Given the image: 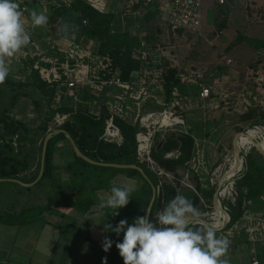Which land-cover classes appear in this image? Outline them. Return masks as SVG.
Returning a JSON list of instances; mask_svg holds the SVG:
<instances>
[{
	"label": "trees",
	"instance_id": "obj_1",
	"mask_svg": "<svg viewBox=\"0 0 264 264\" xmlns=\"http://www.w3.org/2000/svg\"><path fill=\"white\" fill-rule=\"evenodd\" d=\"M250 3L253 2L248 1L246 3V10L249 13L252 11ZM139 5L142 7L138 8L133 14L125 15L126 25L120 30L115 28L117 11L110 8L105 14H100L93 10L86 0H73L68 6L62 4L59 7L52 8L50 21H56L60 23V26L72 27L74 29L72 34L79 35L81 39L95 43V54L99 58L109 57L111 59L112 74L121 71L120 77L123 81L128 82L131 79L142 81L146 77L145 70L149 69L152 64L146 56L147 49L142 48L140 41L137 39L136 29H138L137 27L143 28L141 31H144L147 35L152 33L150 30L153 26L148 24L152 20L159 24L160 15L158 16L159 4L157 1L149 7L143 4ZM215 8L216 18L214 24L217 30H215L214 35H220L228 28L232 10L228 3L222 6L215 4ZM260 8L261 12L264 11L263 5ZM261 14L264 15L263 12ZM84 22L87 24L85 25ZM132 30L136 35H133ZM160 30L161 27L157 25V31L160 32ZM177 35L178 37H187L188 41L196 37L183 31H179ZM171 36L173 37L172 34ZM255 47L264 51V41L258 42ZM262 59L264 61V57ZM39 61L40 58L35 55L27 56L22 63L23 67L20 69L22 77L18 79L21 80L18 81L11 75L10 79L8 78L3 83L4 87L8 86L10 88L12 102L11 110L9 108L0 115V180H17L25 184L35 182L41 169L42 150L47 135L56 131H63L48 142L43 177L32 188H41L51 181L56 145L59 142L70 144L69 136L82 154L90 160L99 164L136 165L145 171L148 179L146 180L136 170L91 165L77 157L72 149L74 162L67 168L73 175L71 185L80 184L81 189L93 186L92 191H96L107 187L115 174L124 173L136 179L139 183L137 191L131 196L128 204L132 207L133 212L140 203L143 210L141 216L145 215L144 209H148L153 197V188H155L156 196L151 211L153 221H155L156 214L177 194L189 198L199 210L201 214L199 217L203 220L208 222L213 219V197L217 191L218 183L212 185L210 179L220 160L215 163L214 158L209 160L207 165L210 168L207 174L203 170L199 173L196 172L194 169L198 161L196 138L184 126H175L156 134L151 157L157 164L158 170H162L171 178L166 175L159 176L157 172L150 168L148 163H143L138 159L136 136L140 132V127L134 114L123 112L114 115V124L119 129L122 137L121 144L109 143L103 139L106 121L112 115L110 104L116 101L117 96H125L123 90L117 86H110L108 96L101 103L99 113L96 115L92 112L93 105L90 104V93L84 91L81 102H78L69 97L65 89L58 84L52 85L43 81L39 73L33 69ZM258 64L257 62L250 64L253 72L257 71ZM41 65L48 66L43 63ZM155 69L161 72L159 96L165 105H170L175 99V91L182 87L180 70L173 66L167 58H162ZM112 74H106L103 77V73H100V76L103 80H109ZM148 83H151V81H148ZM241 83L243 87L245 85L251 87L252 85V82L247 81L246 76L241 80ZM154 87L156 85L152 88ZM92 88V85L86 87L88 90ZM212 91L211 97H216L214 96V89ZM34 92L39 95L34 101L37 107V118L26 121L12 117L11 111L16 107L19 99L30 97L29 95L34 94ZM248 92L247 109L241 114L239 120L243 123V127L239 128L241 132L257 126H264V109L255 107L253 93L249 89L246 93ZM98 93L100 94V91ZM146 103V106H142L144 111L162 110L161 105L157 104L155 99H151ZM59 115L68 118L63 125H57L51 129V124ZM161 143L162 147L158 149ZM262 145L264 146V143ZM222 152V155L226 153L225 151ZM253 153L257 154L256 158L253 157ZM37 157H39L36 167L37 172L29 179L24 180L22 175L32 169L31 159ZM187 174L189 175V181L193 183V188L183 186L182 182ZM2 183L9 186H20L18 183L10 181L0 182V186ZM232 183L234 184L232 193L220 197L221 204L230 217L224 231H228L239 222L246 212L263 211L264 213V200L261 199L264 197V157L254 147L244 158L243 169L237 176L232 178ZM32 188H27V190ZM68 199L55 194L51 202L68 201ZM84 202L85 200L81 199V203ZM22 216L5 214L0 211V220L5 223H12ZM192 226L200 227L202 225L192 224Z\"/></svg>",
	"mask_w": 264,
	"mask_h": 264
},
{
	"label": "crops",
	"instance_id": "obj_2",
	"mask_svg": "<svg viewBox=\"0 0 264 264\" xmlns=\"http://www.w3.org/2000/svg\"><path fill=\"white\" fill-rule=\"evenodd\" d=\"M110 1L111 0L106 1L108 6L107 11L110 8H112L114 11H117L118 16L116 18L115 24V28L117 30L123 29L125 27V15L133 14L136 10H138V8L142 7L137 4L135 0H118L116 3L114 2V7L111 5ZM156 1L159 2V0ZM257 1L264 0H254L251 2ZM16 2L18 3L19 7L21 5L26 7V11L23 14V21L25 29L30 36V42L22 48L28 52L26 55L24 54V57H22L24 59L18 61L20 59V55H18V53L14 57L10 58V63H8V58H6L8 68H12V76H15V74L21 75L22 72L20 69L23 67H21L22 61H24L29 55H35L39 58L40 56H43L46 58L63 61L68 59L71 55L70 53L72 52L74 59L71 61L74 62L80 60L79 62H84L90 65L92 69L97 67V63L100 61V59L95 54V43L88 42L81 39L79 35L72 34L74 31L72 27L69 28L67 26V28L64 25L60 26V32L57 34L59 35L58 42L54 44V39L50 35L52 29L50 22H47V24L44 26H32L30 16L32 11L43 12L50 21V17L53 12L52 8L59 7L62 4L68 6L73 2V0H16ZM239 2L246 3L247 1L229 0L227 3L229 6H231L234 4L237 5ZM213 4L215 7V3ZM159 15L161 23L164 22L167 27L165 14L159 10L158 16ZM148 25L153 26L150 32H153V29L157 30L158 24L154 20L150 21ZM49 27L51 29H49ZM137 28L136 34L138 33L137 35L140 38V45L142 48H146L145 39L147 38V34L144 31H141L143 28ZM166 30L169 34L168 38H171L172 36L170 31L168 28ZM220 35L222 36V33ZM188 42L191 48L196 44V41L194 43L192 41ZM142 44H144V46H142ZM168 44L169 43L166 45ZM167 47H165V44H162V42H158L152 45V50L146 51V56H148L149 61L152 64L149 69L145 70V80L147 81L144 79L142 80L148 92V98L145 101L142 99L140 102L128 98L127 112L129 114H134L136 116L139 105L141 106L140 110L143 114L152 111H159L155 109L144 111V109H142V106H146V102L150 101L151 99H155L157 104H163V100L159 96L161 87L155 84L156 87L152 88L155 85L151 83L147 84V82L153 80L156 73L160 75L159 71H157L155 67L160 64L162 58H167L171 61L172 65L175 66L174 63H176V60L163 55L165 52H163L161 48L165 49ZM159 50L162 52L160 53ZM192 51L193 50H190L188 54H192ZM158 52L159 54L157 56ZM189 55H185L183 59H181V65L178 67L175 66L180 70L182 87L176 91L177 95L175 96L173 103L168 105V109L173 104L179 105V107H176L177 110H174L178 111V115L185 121L184 127H189L192 129V127L196 126V122L188 124L184 118V112L189 109L196 108L189 106L194 100H199L200 107L197 108H204L203 106H205V104L211 99L210 103H208L211 110L204 108V121H207L209 116L207 115V111H209V113L214 112L213 110H216L222 106L219 107V105H217L214 101L213 97H210L206 100L200 99V89L198 84L204 85L211 90V93L213 92L212 88L209 87L207 83L203 82V80L198 82L197 80H193L192 82H185L183 80V78L187 76H189L188 78H191V80L192 77L195 78V73L190 72V69L191 71H194L192 66L195 64ZM197 63L202 64V62ZM181 69L188 71L186 76L185 71L182 73ZM217 70L219 73L220 70L218 68ZM96 71L97 70H95L94 75L99 76L100 73L98 75V72ZM118 73L121 76V71ZM214 73L215 72L213 70L211 75ZM128 82L141 81L131 79ZM219 82L222 83L221 77ZM226 83V86H230L228 81H226ZM192 84L195 85L196 89L195 93H193L194 95H190L188 93L189 89H186L185 95L180 93V89L183 87L184 89L190 87ZM222 85L224 84L222 83ZM98 87L102 86L100 85ZM87 90L88 89L86 88L77 90V99L74 100L81 102V98L84 95L83 92L86 91L87 93H90V104L93 105L92 112L98 115L101 103L108 96V90H106V88H101L100 90L102 91L100 94L95 88H92L88 91ZM136 92H138V87H136ZM219 93L220 94L216 95V92H214V96L221 97V92L219 91ZM233 93L238 92L234 90ZM242 100L245 101L244 99ZM221 105L223 104L221 103ZM182 106L183 109L181 110ZM212 106L214 107L212 108ZM161 107L163 109L162 105ZM196 142L198 147V159H203L206 167L208 166L207 163H209V160H211V158H215V156L209 151L212 147L208 146L204 142L198 141V139H196ZM72 149L73 147L71 143L67 144L66 142H59L56 145V151L53 156V168L51 170L52 179L51 181L47 182L45 186L41 188L26 187L21 184H19L20 186H4L18 197H22L23 191L28 193L27 201L29 202L26 207L20 204L15 208L11 207L6 209L4 207L6 204L5 201L1 200V196L6 191V189H3L2 186H0V211L5 214H14L17 216L23 215L21 218L16 219L12 223H5L4 221L0 220V264H103L104 258L107 259V264H123V259L120 257L119 251L115 247V242L122 240L123 234L121 233L120 236H117L115 233L106 232L104 231L103 224L108 223L115 227V225L123 219H127L128 222L131 223L133 218L141 216L143 211L142 206L139 203L133 212L132 207L127 205L126 207L119 209V215H116L112 218V216L108 215H111L113 210L101 209L99 207V203L102 198H106L110 194V188L113 185H132L134 187V191L131 193V196H133L139 187V183L136 179L129 177L127 174L119 173L115 174L107 187L96 191H92L93 186H87V188L81 189L80 184L76 186L71 185L73 175L67 168L74 162ZM200 156L202 158H200ZM33 159H31L32 169L22 175L24 180L29 179L34 173L37 172L36 167L39 157L35 158L34 160ZM227 167V169H231L230 165ZM204 168L202 169L204 170ZM205 172L207 174L209 170L206 169ZM165 175L167 176V174ZM27 188L32 189L27 190ZM55 194H59V196L69 199L68 201L62 200L53 203L51 200ZM81 199L85 200V202L81 203ZM39 200L41 201L39 202ZM37 209H40V213L35 215V211ZM253 214H261L264 219L263 211L254 212ZM214 219L218 225V218L215 217ZM230 229L228 231H224V229L223 231L216 233L218 237L225 238L229 242V246L223 259L227 260L228 264H251L252 260L256 258L259 260L260 264H264V236L258 237L257 240L253 242L250 240L249 235L244 232V230H235L230 233ZM106 236L114 241L113 246L108 252H104L102 249V243Z\"/></svg>",
	"mask_w": 264,
	"mask_h": 264
},
{
	"label": "rangeland",
	"instance_id": "obj_3",
	"mask_svg": "<svg viewBox=\"0 0 264 264\" xmlns=\"http://www.w3.org/2000/svg\"><path fill=\"white\" fill-rule=\"evenodd\" d=\"M117 1L118 0H111L110 3L114 7V4ZM246 3L239 2L237 5L234 4L230 6L232 13L229 18L228 28L223 31L222 36H214L215 30H217L214 24V20L216 18V8L210 0L204 1L202 11L203 28L201 38L197 39V37H195L193 40H191L193 43L196 41V44L192 46V48L187 40V37L185 36L168 38L169 34L166 30V24L164 22L161 23V21L158 24V27H161L160 32L153 29V32L148 33L147 38L145 39L147 49L146 51H148L152 47V45L158 42H162V44H165V47L168 46L165 49L161 48V50L165 52L163 53V55L176 60V63L174 64L177 67L181 65V59H183L185 55H189L188 52L190 50H193L192 54H190L189 57H191L195 65L192 66V68H194V71H191L190 69V72L195 73V78L192 77L191 80V78H188L189 76H187L184 77L183 80L185 82H192L193 80H197L198 82L203 80V82L207 83L209 87L214 89L216 95L220 94L219 91L221 92V97L216 96L213 97V99L216 104L219 105V107H222L218 109L215 108L216 110H213L214 112L209 113V111H207V115H209L207 121H204L205 117H203L205 115L204 108L211 110L210 106L208 105L211 99L205 104V106H203L204 108H197L200 107L199 100H194L193 103L189 106H193L196 108L189 109L184 112V118L188 124L196 122V126L192 127V129H190L189 127V129L186 127L185 128L190 132L191 135L198 139V141L204 142L208 146L212 147L209 151L215 156V158L213 159L214 163L217 160H220L217 169L210 179L212 185H215L219 182L224 172L223 170L227 169V166H229V160H234L231 148L232 143L235 136L239 133H242L241 131H239V128L243 127V123H241L239 120L241 114L247 109V103L245 101L249 96V92L246 93L247 90L244 91L242 84L243 82L241 83V80L244 78V76H246L247 78L252 75L253 71L250 68V64H254L255 62L260 63L263 60L262 57H264V51L261 49L259 50L255 47L258 42L264 41V15L261 14L262 12L264 14V11L261 12L260 10L262 8H260V6H264V1L250 3L252 6V11L250 13L246 10ZM48 22H50V25L52 26V29L50 27L49 29H51L50 35L54 39L55 44L58 42L59 35L57 34L58 32H60V23H57L56 21L51 22L49 20ZM54 31L56 34L54 33ZM133 35L136 34H134L133 32ZM137 39L140 40L139 36H137ZM167 43L169 44L166 45ZM161 50H159L160 53L162 52ZM26 53H28L26 52V50L21 49L18 52V55L21 56H19L20 59L18 61L24 59L22 57H24ZM158 54L159 52L157 53V56ZM7 60L8 63L11 62L10 58H8ZM227 60H231L232 63L228 65ZM197 62H202V64ZM22 66L23 64H21V67ZM217 68L220 70L219 73ZM181 70L182 73L183 71H185L186 76L188 71L184 69ZM213 70L215 73L211 75V72ZM12 73L13 71L11 68L9 69V74L5 78V80H7L8 78L10 79ZM16 75L17 74H15L14 76V78L16 79L22 77V75ZM220 77L224 85L219 82ZM5 80L3 82H0L2 84L0 86V115L3 111L8 110L11 107L12 102L10 99L12 97V93L9 92L10 88H8V86H3ZM19 80L21 79H18V81ZM226 81L229 82L230 86H226ZM186 89H189L188 93L190 95H194L193 93H195L196 90L195 85L192 84L190 87H187L185 89L183 87L182 89H180V93H182V95H185ZM232 90H235L238 93H233ZM34 94H30V97L20 98L17 102L16 107L12 109L11 116L26 121H32L36 119L37 107L34 101L37 99V97H39V95L37 92H34ZM193 98L196 99L195 97ZM242 99H244L245 101H243ZM221 103L223 105H221ZM214 106H212V108ZM182 109L183 106L181 107V110ZM170 110H174L172 105L170 106ZM65 121L66 120L62 119V116H56L55 121L51 124V129L56 127L57 125H63ZM247 131L249 130H246L244 132ZM245 141H250V138H244L243 142ZM222 151H225L226 153L222 155ZM253 157L256 158L257 154L253 153ZM200 158L202 157L200 156ZM209 168V166H206L203 170L200 167L198 173L201 172V170L206 173V169ZM151 169L156 170L155 168ZM169 178H171L170 175ZM230 182H232V180H230ZM182 183L183 186L193 188V183L189 181L188 174L185 175ZM1 186L3 189H6L4 186L8 187L9 185L2 183ZM27 197L28 193H26L25 191L22 192V197H18L10 192L7 188L1 196V200L5 201L6 203L4 207L6 209H9L11 207L15 208L20 204L26 207L29 202L27 201ZM40 201L41 200H39V202ZM38 213H40V209H37L35 211V215H38Z\"/></svg>",
	"mask_w": 264,
	"mask_h": 264
},
{
	"label": "built area",
	"instance_id": "obj_4",
	"mask_svg": "<svg viewBox=\"0 0 264 264\" xmlns=\"http://www.w3.org/2000/svg\"><path fill=\"white\" fill-rule=\"evenodd\" d=\"M137 4H143L144 6H151L156 0H135ZM206 0H159V10L165 14L167 20V28L173 37H178L177 33L183 31L185 33H190L196 37H201L203 28V4ZM212 3L218 4L220 6L226 4L229 0H210ZM236 1V0H235ZM239 1V0H237ZM241 1H254V0H241ZM88 5L100 14H105L107 12V2L105 0H86ZM20 10L22 14L25 13L26 7L21 5ZM86 25L87 23L84 22ZM144 46V44H142ZM70 57L66 60L60 61L56 59H50L40 56V61L37 62L33 69L37 71L41 79L48 84H58L60 87L65 89L66 94L77 99V90L86 88L92 85L93 88L98 91L101 88H108L110 86H117L119 89L124 91L125 96H117L116 101L110 104V109L112 112L111 117L106 121V128L103 139L109 143L121 144L122 137L119 129L114 124V115L117 113L127 112V99H134L137 102L147 97V90L144 82H127L123 81L119 73L112 74V61L109 57L99 58L100 61L97 63L96 68H91L90 65L79 62L71 61L74 59L72 52ZM46 64L48 66H43L41 64ZM231 60H227V64L230 65ZM257 71L253 72L250 77H247V81L252 82L251 87L244 86L245 90H250L253 93L254 105L257 108L264 109V61L260 62L257 67ZM96 72L103 73V77L106 74H112L109 80H103L102 77L94 75ZM154 75V79L151 80V84L158 85L160 87L159 79L161 77V72ZM146 78V77H145ZM102 87H98V86ZM136 87H138V92H136ZM200 89L199 97L201 100H206L211 97V90L202 84H198ZM177 91V90H176ZM175 91V96L177 95ZM107 92V91H106ZM162 110L152 111L143 114L141 106H138L136 113V121L139 124L140 132L136 136L137 141V155L138 159L143 163H148L153 170L157 172L159 176L165 175L162 170H158L157 164L151 157V152L155 145V137L158 132L163 130L172 129L175 126H184L185 121L178 115L177 111L168 109V105L164 103ZM174 109L179 107L177 104L172 105ZM66 116H62V119L66 120ZM244 136L240 138V148L242 160L248 155L249 151L253 148L251 141L243 142L244 138L253 134V138L257 141L264 143V126H257L244 132ZM233 155V153H232ZM205 162L203 159H198L197 165L194 167L195 171L198 172L199 168H204ZM243 167L238 170V174L242 171ZM227 169H224L225 171ZM168 176V175H167ZM169 177V176H168ZM234 178V177H233ZM232 180V178L230 179ZM227 182L223 188L222 195H230L233 191V183ZM225 192V193H224ZM264 200V197L261 198ZM215 214L212 218H215ZM230 221V219H229ZM229 223V222H228ZM235 230H244L249 235L251 241L255 242L258 237L264 236V219L261 214H253L251 212H246L240 222H237L230 229V233ZM251 264H260L259 260L254 258Z\"/></svg>",
	"mask_w": 264,
	"mask_h": 264
},
{
	"label": "clouds",
	"instance_id": "obj_5",
	"mask_svg": "<svg viewBox=\"0 0 264 264\" xmlns=\"http://www.w3.org/2000/svg\"><path fill=\"white\" fill-rule=\"evenodd\" d=\"M33 27L44 26L48 17L43 12L32 11ZM30 42L23 14L16 0H0V82L8 76L6 58L14 57ZM134 187L130 184L113 185L110 194L99 203L101 209L113 210L111 215H119V209L129 204ZM144 216H137L129 223L120 220L115 227L104 223V231L123 234L122 240L115 242L123 264H228L223 259L229 242L217 236L218 225L210 219L200 227H193L190 221L201 214L191 200L177 194L152 219L150 210ZM114 241L105 237L102 243L108 252ZM103 264H107L104 258Z\"/></svg>",
	"mask_w": 264,
	"mask_h": 264
},
{
	"label": "water",
	"instance_id": "obj_6",
	"mask_svg": "<svg viewBox=\"0 0 264 264\" xmlns=\"http://www.w3.org/2000/svg\"><path fill=\"white\" fill-rule=\"evenodd\" d=\"M63 131H56L53 133H50L47 135L45 141H44V145H43V150H42V159H41V169H40V173L38 178L36 179L35 182L31 183V184H23L17 180H0V182H4V181H10V182H14V183H18L21 184L23 186L26 187H33L36 183H38L41 178L43 177L44 174V167H45V158H46V151H47V146H48V142L56 135L62 133ZM245 134L244 132L239 133L235 136L233 143H232V152H233V156H234V166L231 169H227L223 172L219 182H218V186H217V191L214 194L213 197V207H214V214L215 216L218 218L219 220V224H218V228H217V232L223 231L228 222H229V215L227 214L226 210L223 208L222 204H221V200L220 197L222 195V191L223 188L225 187V185L227 184V182L229 181V179L235 177L237 175V172L240 168H242L244 166V162L242 160V155H241V148H240V138L243 137ZM70 143L74 149V152L76 154L77 157H79L80 159H82L83 161L91 164V165H95V166H104V167H111V168H116V169H130V170H136L138 171L146 180L147 176L145 171L136 166V165H115V164H99L96 163L92 160H90L88 157H86L85 155L82 154V152L78 149V147L76 146L75 142L68 136ZM251 142L253 144V147L255 148V150L264 157V148L262 147V143L257 141L254 138H251ZM162 147V144H160L158 146V149H160ZM155 196H156V189L153 188V197L150 203V206L148 208V210H152L153 207V203L155 200ZM191 224H197V225H204L207 222L205 220H203L201 217H197L195 218L194 221H190Z\"/></svg>",
	"mask_w": 264,
	"mask_h": 264
},
{
	"label": "bare ground",
	"instance_id": "obj_7",
	"mask_svg": "<svg viewBox=\"0 0 264 264\" xmlns=\"http://www.w3.org/2000/svg\"><path fill=\"white\" fill-rule=\"evenodd\" d=\"M248 137L250 138V141H251V138H253V135H252V136H248ZM262 147L264 148V146H263V145H262ZM233 159H234V158H233ZM234 161H235V160H232V161H231V160H229L228 164H229L230 166H232V167H233V166H234Z\"/></svg>",
	"mask_w": 264,
	"mask_h": 264
}]
</instances>
